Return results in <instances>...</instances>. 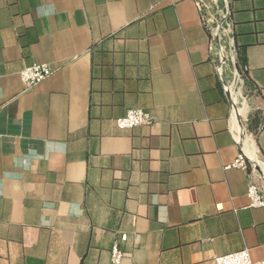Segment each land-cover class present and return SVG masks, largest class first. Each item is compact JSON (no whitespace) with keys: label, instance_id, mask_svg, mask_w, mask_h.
Instances as JSON below:
<instances>
[{"label":"crops","instance_id":"0c3cea01","mask_svg":"<svg viewBox=\"0 0 264 264\" xmlns=\"http://www.w3.org/2000/svg\"><path fill=\"white\" fill-rule=\"evenodd\" d=\"M231 1L247 82L229 93L196 0H0V264H112L115 244L121 264L264 261L247 197L264 184V125L247 123L264 120V0ZM35 63L53 75L26 89ZM137 108L155 124L118 129ZM242 150L256 172L232 167Z\"/></svg>","mask_w":264,"mask_h":264},{"label":"built area","instance_id":"2783aa9c","mask_svg":"<svg viewBox=\"0 0 264 264\" xmlns=\"http://www.w3.org/2000/svg\"><path fill=\"white\" fill-rule=\"evenodd\" d=\"M196 0L197 6L200 8L201 19L206 28L213 55L216 59V70L220 78L223 80L225 67L230 65L233 67V81L226 85V90L232 88L234 83L244 85V80L240 73L236 70V50L234 47L233 38V22L230 15V0ZM220 2L224 8L220 11ZM53 75L52 68L47 64H32L26 67L21 73V80L26 89H32L43 83ZM242 87L239 90L241 91ZM241 98L243 95L241 94ZM232 109H235V104H232ZM156 122V118L150 113L142 109H132L116 120V127L120 130H130L140 126H152ZM234 168L243 171L251 170L256 172V164L249 159L246 153L242 150L238 158L234 162ZM249 200V208L264 209V184L260 182V178L253 177L247 190ZM124 239V238H123ZM124 258L123 251L117 244L111 250V263L121 264ZM214 264H264L263 262H254L248 250L231 253L225 256L216 257Z\"/></svg>","mask_w":264,"mask_h":264},{"label":"trees","instance_id":"16d2710c","mask_svg":"<svg viewBox=\"0 0 264 264\" xmlns=\"http://www.w3.org/2000/svg\"><path fill=\"white\" fill-rule=\"evenodd\" d=\"M229 8H230V15H231V20L233 22L234 27L236 26L235 21L233 19V8H232V1L229 4ZM234 42H235V50H236V67L238 72L240 73L241 77L243 78L244 82L246 83V48L247 46L244 44H241L240 42H238V36H237V32L234 29ZM248 130L250 131V133H252L254 136H256L258 134V132L260 131V129L263 127L264 125V120L261 117H258L257 115L250 116L248 118Z\"/></svg>","mask_w":264,"mask_h":264},{"label":"bare ground","instance_id":"6f19581e","mask_svg":"<svg viewBox=\"0 0 264 264\" xmlns=\"http://www.w3.org/2000/svg\"><path fill=\"white\" fill-rule=\"evenodd\" d=\"M247 138H248V136H247ZM245 139V141L243 142V144H244V146H245V148L248 146V139ZM247 153V155L249 156V154H248V152H246ZM249 158H251L250 156H249ZM251 160H253L252 158H251ZM254 161V160H253Z\"/></svg>","mask_w":264,"mask_h":264},{"label":"rangeland","instance_id":"374dc122","mask_svg":"<svg viewBox=\"0 0 264 264\" xmlns=\"http://www.w3.org/2000/svg\"><path fill=\"white\" fill-rule=\"evenodd\" d=\"M237 87H239V86L237 85Z\"/></svg>","mask_w":264,"mask_h":264}]
</instances>
